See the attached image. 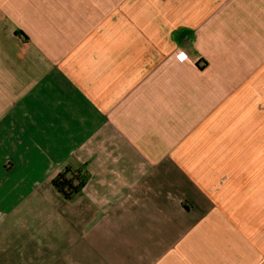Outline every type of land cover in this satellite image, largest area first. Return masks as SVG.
Wrapping results in <instances>:
<instances>
[{"label":"crops","instance_id":"0c3cea01","mask_svg":"<svg viewBox=\"0 0 264 264\" xmlns=\"http://www.w3.org/2000/svg\"><path fill=\"white\" fill-rule=\"evenodd\" d=\"M112 4L0 0V264H264V0H184L162 58Z\"/></svg>","mask_w":264,"mask_h":264},{"label":"rangeland","instance_id":"374dc122","mask_svg":"<svg viewBox=\"0 0 264 264\" xmlns=\"http://www.w3.org/2000/svg\"><path fill=\"white\" fill-rule=\"evenodd\" d=\"M112 5H98L96 8L98 15L104 17V13L112 14L127 13L129 18L135 15L143 17L142 28L153 32L159 41V55L161 58L171 48H179L184 42L180 34L183 31L190 32L188 29L182 30L184 23L183 2L184 0H112ZM100 17V18H101ZM113 17V16H112ZM114 19V18H113ZM175 19V22L173 21ZM88 38L77 37H49L46 39L50 50L64 52L65 58L69 53L82 46ZM263 141L264 133L238 135V141L246 142L253 140ZM242 154L244 151L239 147Z\"/></svg>","mask_w":264,"mask_h":264},{"label":"trees","instance_id":"16d2710c","mask_svg":"<svg viewBox=\"0 0 264 264\" xmlns=\"http://www.w3.org/2000/svg\"><path fill=\"white\" fill-rule=\"evenodd\" d=\"M180 36L186 42L192 40V35L187 31H183ZM51 183L64 198L70 199L79 191L83 180L74 174L69 167H65L52 178Z\"/></svg>","mask_w":264,"mask_h":264},{"label":"built area","instance_id":"2783aa9c","mask_svg":"<svg viewBox=\"0 0 264 264\" xmlns=\"http://www.w3.org/2000/svg\"><path fill=\"white\" fill-rule=\"evenodd\" d=\"M179 55H180L181 57H183V58L186 57V54H185L183 51H179Z\"/></svg>","mask_w":264,"mask_h":264}]
</instances>
